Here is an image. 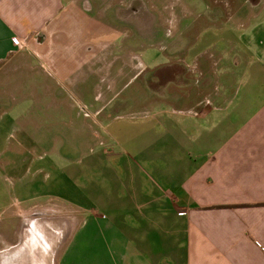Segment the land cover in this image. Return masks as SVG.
Segmentation results:
<instances>
[{"label": "crops", "instance_id": "0c3cea01", "mask_svg": "<svg viewBox=\"0 0 264 264\" xmlns=\"http://www.w3.org/2000/svg\"><path fill=\"white\" fill-rule=\"evenodd\" d=\"M84 1L89 8L92 0H0V93L45 45L59 46L55 38L76 26ZM212 1L203 12L171 13L175 29L192 31L191 54L157 63L158 85L176 101L180 88L201 79L187 106L160 104L129 121L113 111L104 127L110 147L89 155L88 173L76 166L85 158L74 160L52 179L57 199L16 196L10 204L12 216L42 215L22 223L24 254L38 264H49L59 243L56 264H264V0ZM1 106L0 176L13 178L6 187L18 194L40 172L28 144L43 139ZM35 232L46 235L48 252L34 245Z\"/></svg>", "mask_w": 264, "mask_h": 264}, {"label": "rangeland", "instance_id": "374dc122", "mask_svg": "<svg viewBox=\"0 0 264 264\" xmlns=\"http://www.w3.org/2000/svg\"><path fill=\"white\" fill-rule=\"evenodd\" d=\"M207 1L92 0L89 8L84 1L75 17L76 26L55 38L59 46L45 45L43 56L33 57L32 65L21 67L13 74L15 80L4 83L0 105L6 117H24L23 121L31 122L32 136L43 140L33 139L28 144V157L36 159L33 170L40 171L30 187L18 194L10 192L7 187L13 178L0 176V264H38L37 258L24 254L30 252L25 238L29 224L22 223L30 216L42 215L22 209L12 216L10 206L21 196L36 201H44L48 195L57 199L60 192L52 186V179L59 167L73 165L74 160L85 158L76 166L88 173L89 155L110 147L104 132L106 115L118 111L122 121H129L131 116L136 119L140 110L153 112L160 104L166 111L187 106L184 97L188 89L194 93L201 79L195 77L192 85L189 82L180 88L177 94L183 92V96H177L176 101L169 89L158 85L157 63L189 57L192 31L175 29L170 16L173 12L182 16L191 8L203 12ZM215 3L217 0L211 2ZM181 16L184 22L192 18ZM159 90L164 94L159 96L162 102L158 101ZM58 109L63 113L58 114ZM69 197H75L72 191ZM50 214L56 217L47 220L51 228L48 234L55 237L52 230L59 229L58 209ZM58 247L47 257L49 264L58 263Z\"/></svg>", "mask_w": 264, "mask_h": 264}, {"label": "bare ground", "instance_id": "6f19581e", "mask_svg": "<svg viewBox=\"0 0 264 264\" xmlns=\"http://www.w3.org/2000/svg\"><path fill=\"white\" fill-rule=\"evenodd\" d=\"M33 242H34V245L37 246V248H39L40 250H42V251H43V249L47 250V245H46V247H44V244H46V242H47L46 235L44 236L40 233L39 235L34 237ZM52 249H53V246H52ZM33 251H34V254H36V253L38 254V251H36L35 248H33ZM46 252H48V250Z\"/></svg>", "mask_w": 264, "mask_h": 264}, {"label": "built area", "instance_id": "2783aa9c", "mask_svg": "<svg viewBox=\"0 0 264 264\" xmlns=\"http://www.w3.org/2000/svg\"><path fill=\"white\" fill-rule=\"evenodd\" d=\"M12 41L15 45H17L18 47L22 48L25 46V42L23 40H21L19 37L17 36H13L12 37Z\"/></svg>", "mask_w": 264, "mask_h": 264}]
</instances>
